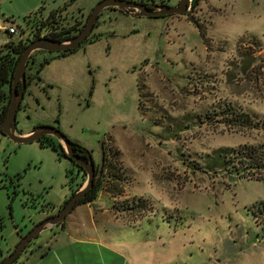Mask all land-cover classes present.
Instances as JSON below:
<instances>
[{"label":"rangeland","instance_id":"obj_1","mask_svg":"<svg viewBox=\"0 0 264 264\" xmlns=\"http://www.w3.org/2000/svg\"><path fill=\"white\" fill-rule=\"evenodd\" d=\"M98 1L0 0L9 17L0 25L20 26L14 35L0 29V47L31 37L39 20L64 5L59 21L82 24ZM191 2L187 13L169 17L106 9L97 40L63 56L37 53L27 74L51 61L28 86L16 127L58 126L96 160L105 139L114 168L92 209L108 214L99 221L78 208L87 228L94 222L134 261L264 264V234L250 212L264 200V180L229 173L224 162L230 149L264 141V0ZM230 106L258 128H228ZM59 156L45 140L18 144L0 132V260L84 182L85 173ZM138 198L145 208L114 210ZM55 230L42 232L12 264H31Z\"/></svg>","mask_w":264,"mask_h":264},{"label":"water","instance_id":"obj_2","mask_svg":"<svg viewBox=\"0 0 264 264\" xmlns=\"http://www.w3.org/2000/svg\"><path fill=\"white\" fill-rule=\"evenodd\" d=\"M190 3L191 0H178L176 5L163 3L144 4L135 0H99L92 7L85 23L76 34L60 40L52 39L50 37H39L30 40L23 48L15 66L14 77L11 84V99L6 114L0 124L1 132L11 141L18 144L38 141L40 137L44 135L54 137L64 149L65 154L82 166L85 172V180L70 195L57 213L41 219L22 235L14 249L0 260V264H12L30 241L37 238L42 232L59 226L65 220L67 215L72 212L78 201L86 196L87 192L93 187L94 181L101 176L105 159L104 138H101L98 142L99 163L98 170L95 172L93 158L89 156L86 161L78 158L73 151L74 142H72L56 126L38 125L28 133L18 132L16 127V115L26 88V66L29 59L40 52H64L79 47L93 30L100 14L106 9L114 8L132 17H151L170 14H185L190 10ZM19 84H21L20 91H18Z\"/></svg>","mask_w":264,"mask_h":264},{"label":"trees","instance_id":"obj_3","mask_svg":"<svg viewBox=\"0 0 264 264\" xmlns=\"http://www.w3.org/2000/svg\"><path fill=\"white\" fill-rule=\"evenodd\" d=\"M64 10H66V5L50 11L49 14L44 19H41L39 20V22H37L36 28L33 30L31 37L27 36L25 39L20 38L17 42L9 41L0 47V124L6 114L11 99V84L14 77L15 66L17 61L19 60L23 48L27 45V43L30 40L39 37H50L52 39H59V40L70 37L76 34L85 23L86 19L82 22V24L75 23L72 26H64L62 22H60L61 21L60 13ZM39 11L40 10H37L35 13ZM28 16L29 15H26L24 17V22L29 21V18L26 20ZM97 26H98V20L94 27ZM18 27L20 26L17 25L16 28ZM97 39L98 37L96 35H90L86 40L88 42H91ZM77 48L72 50H67L64 52H53V53H56L57 56H63L67 53L75 51ZM35 55H33L29 59L28 63L33 60ZM50 61L51 58H45L39 64L38 68L36 69L33 75H29L26 73V85H28L35 77L39 79V74L43 69L44 65L49 63ZM20 90H21V84L18 85V91ZM226 117H227L225 119L226 121L223 122L228 128H232V129H246V128L252 129V128H258L259 125L258 121L252 123L251 120L249 119V116H247V114L234 110L231 106L227 110ZM45 144L50 146L55 151H57V149L59 148V144L52 141H45ZM77 149L82 154H90V152L86 148L80 145H77ZM224 162L225 164H227L226 170L229 173L235 174L238 177L260 180V181L264 180V141L257 144H245L230 149L227 152V154L224 156ZM113 168L114 166L109 165V160L107 159V153H106L103 172L101 176L94 181L93 187L87 192L85 197H83L78 201L76 206L88 204L97 199L100 190L103 188L105 175L109 174V170L111 173V170H113ZM82 171L84 172V170ZM113 177L114 180L117 182L119 178L116 175ZM110 192L112 193L113 196L118 195L120 193L111 190ZM66 201L67 200H65V202ZM142 204L144 206H142ZM120 205L121 206L118 205L114 206L115 207L114 210L116 212L122 210L134 209V205L136 206L138 205V207L145 208L146 201L143 198H138L137 200L133 199L131 203H129V200H125L124 203H121ZM250 212L255 223L258 226H260L262 233L264 234V200L254 202L250 207ZM63 223L64 221L59 226L63 225Z\"/></svg>","mask_w":264,"mask_h":264},{"label":"crops","instance_id":"obj_4","mask_svg":"<svg viewBox=\"0 0 264 264\" xmlns=\"http://www.w3.org/2000/svg\"><path fill=\"white\" fill-rule=\"evenodd\" d=\"M2 17L6 21L9 18L2 13L0 21H4ZM0 29H4V26L0 25ZM95 204L94 200L84 205L91 209L92 218L97 217L101 221L103 217L106 218L109 209L102 207L92 209ZM78 207L80 206H76L67 215L63 225L57 226V230L50 238L51 244L43 247L34 256L31 264H141L139 260L134 261L133 257L132 259L129 257L123 243H117L111 235L105 238L102 233L99 234L94 222L87 228ZM104 233L108 234V230H104Z\"/></svg>","mask_w":264,"mask_h":264},{"label":"flooded vegetation","instance_id":"obj_5","mask_svg":"<svg viewBox=\"0 0 264 264\" xmlns=\"http://www.w3.org/2000/svg\"><path fill=\"white\" fill-rule=\"evenodd\" d=\"M135 1H137V2H140V3H144V4H148V3H163V4H167V3H165V1H163V0H161L160 2H158V1H155V0H147V1H144V0H135ZM192 1V0H191ZM194 1V0H193ZM178 3V0H177V2L175 3L174 2V4L173 5H176ZM169 5V4H168ZM190 6H192V2L190 3ZM191 8V7H190ZM109 9H114V8H109ZM151 9V8H150ZM117 10V9H116ZM119 11V10H118ZM122 12V11H121ZM88 15H89V13H88ZM171 15H174V14H170V15H164V16H171ZM88 17V16H87ZM151 17H157V16H151ZM87 19V18H86ZM97 22V21H96ZM96 24V23H95ZM95 26V25H94ZM96 27H94L93 28V30L91 31V33L88 35V37L90 36V35H95L94 33H93V31H94V29H95ZM87 37V38H88ZM81 45V44H80ZM31 83V82H30ZM30 83L28 84V85H26V88H25V90H24V96H23V99H24V97H25V95H26V92H27V90H28V86L30 85ZM23 99L21 100V103H20V107H21V104H22V101H23ZM20 107H19V109H20ZM52 126H54V125H52ZM36 127V126H35ZM34 127V128H35ZM58 129H59V127L58 126H56ZM46 137H51L52 139H54V142L55 143H58V141L54 138V137H52V136H49V135H44V136H41L40 137V139L39 140H41V141H46ZM44 139V140H43ZM72 141V140H71ZM72 142H74V141H72ZM59 144V143H58ZM77 145H80V144H78V143H76V142H74V146H73V151H74V154L78 157V158H80L81 160H83V161H86V160H88V158H89V156H91L92 158H93V160H94V164H95V172H97V170H98V163H99V154H98V157H97V160L94 158V156H92V154H91V152H90V154H82V153H80V151L77 149ZM80 146H82V145H80ZM82 147H84V146H82ZM85 148V147H84ZM104 149H105V139H104ZM57 151L59 152V154H60V156L59 157H64V158H66L68 161H70L72 164H74L75 166H77L79 169H81L82 168V166L81 165H79L78 163H76L74 160H72L71 158H69L66 154H65V151H64V149L60 146V144H59V148L57 149ZM56 151V152H57ZM106 154V153H105ZM81 156H84V157H81ZM104 162H105V159H104ZM103 167H104V165H103ZM81 170H84L83 168L81 169ZM103 172V171H102ZM85 173V172H84ZM99 178V177H98ZM45 217H47V216H45ZM44 217V218H45ZM43 219V218H42ZM40 221V220H39ZM37 223V222H36ZM31 242V241H30ZM29 242V243H30ZM17 244V243H16ZM14 249V248H13ZM17 260V259H16ZM15 260V261H16ZM14 261V262H15Z\"/></svg>","mask_w":264,"mask_h":264},{"label":"built area","instance_id":"obj_6","mask_svg":"<svg viewBox=\"0 0 264 264\" xmlns=\"http://www.w3.org/2000/svg\"><path fill=\"white\" fill-rule=\"evenodd\" d=\"M4 29L10 34L13 35L15 33H17V28L15 25L12 26H5Z\"/></svg>","mask_w":264,"mask_h":264}]
</instances>
